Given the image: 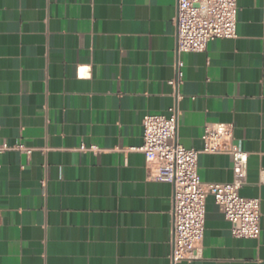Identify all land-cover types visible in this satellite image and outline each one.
Instances as JSON below:
<instances>
[{
  "label": "crops",
  "instance_id": "obj_1",
  "mask_svg": "<svg viewBox=\"0 0 264 264\" xmlns=\"http://www.w3.org/2000/svg\"><path fill=\"white\" fill-rule=\"evenodd\" d=\"M238 6L236 37L180 53L177 0H0V140L31 149L0 155V264H264V0ZM171 107L186 148L233 125L258 238L233 236L209 195L201 258L173 261V185L132 150ZM232 166L198 157L203 182Z\"/></svg>",
  "mask_w": 264,
  "mask_h": 264
},
{
  "label": "built area",
  "instance_id": "obj_2",
  "mask_svg": "<svg viewBox=\"0 0 264 264\" xmlns=\"http://www.w3.org/2000/svg\"><path fill=\"white\" fill-rule=\"evenodd\" d=\"M238 10V0H177L178 52L203 51L213 39L236 37ZM182 67L183 62L179 61V76ZM169 112V115L148 114L144 117L143 145L132 150L144 154L146 164L153 169L154 179L173 185V261L201 258L209 195L230 222L233 236L258 238L261 234V199L240 194V189L247 183L249 152L235 138L233 125L207 123L201 137L202 148H186L177 139L176 107H171ZM14 148L31 151L22 144L10 146L0 140V155ZM201 153L230 154L233 180L203 182L198 172Z\"/></svg>",
  "mask_w": 264,
  "mask_h": 264
}]
</instances>
